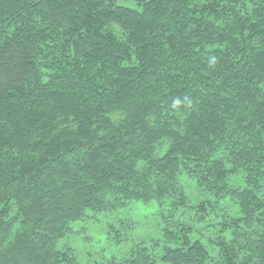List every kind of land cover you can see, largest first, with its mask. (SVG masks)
<instances>
[{
  "label": "trees",
  "instance_id": "trees-1",
  "mask_svg": "<svg viewBox=\"0 0 264 264\" xmlns=\"http://www.w3.org/2000/svg\"><path fill=\"white\" fill-rule=\"evenodd\" d=\"M0 264H264V0H0Z\"/></svg>",
  "mask_w": 264,
  "mask_h": 264
},
{
  "label": "rangeland",
  "instance_id": "rangeland-1",
  "mask_svg": "<svg viewBox=\"0 0 264 264\" xmlns=\"http://www.w3.org/2000/svg\"><path fill=\"white\" fill-rule=\"evenodd\" d=\"M151 206L147 207H140L135 209L130 215L134 216L135 218H139L138 220L141 222H145L144 220L150 221L151 215ZM88 225L90 226L85 230V234H78V239H71L73 244L76 245L77 249L81 252V256L84 261L86 258H90L93 255L96 256L99 249L103 248L106 252H112V244L110 243L111 237L109 234H106L105 231V222L103 219L97 221V223L89 222ZM110 238V239H109ZM104 245L100 247L99 244Z\"/></svg>",
  "mask_w": 264,
  "mask_h": 264
}]
</instances>
